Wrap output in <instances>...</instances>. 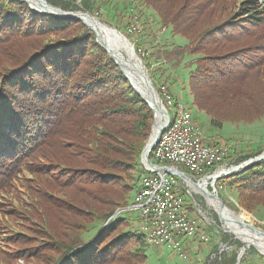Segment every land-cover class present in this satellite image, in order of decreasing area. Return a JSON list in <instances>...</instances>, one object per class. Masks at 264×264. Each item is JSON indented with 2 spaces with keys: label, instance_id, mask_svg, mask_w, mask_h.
<instances>
[{
  "label": "trees",
  "instance_id": "1",
  "mask_svg": "<svg viewBox=\"0 0 264 264\" xmlns=\"http://www.w3.org/2000/svg\"><path fill=\"white\" fill-rule=\"evenodd\" d=\"M46 1L97 15L136 51L148 49L155 86L173 92L169 80L188 71V91L211 125L264 120V0ZM156 27L183 42L158 41ZM153 123V110L81 20L0 0V264H146L147 236L123 213L105 226L135 203ZM237 147L229 158L248 148ZM263 153L260 141L240 160ZM231 171L219 196L263 222L264 161ZM230 237L217 238L229 249L207 264L238 263L247 245ZM239 264H264V256L250 248Z\"/></svg>",
  "mask_w": 264,
  "mask_h": 264
},
{
  "label": "built area",
  "instance_id": "2",
  "mask_svg": "<svg viewBox=\"0 0 264 264\" xmlns=\"http://www.w3.org/2000/svg\"><path fill=\"white\" fill-rule=\"evenodd\" d=\"M168 89V85H161L159 90L157 89L165 108ZM177 106L182 108V118H177V125L171 132V137H163V132L160 136V140H163L160 158H170V161L175 162V169L146 168V170H154V177L141 180L142 187L136 194L135 204L129 210L140 212L143 233L150 234L152 244L168 243L170 247L177 249L183 258H187L188 252L185 249L187 238L181 240L180 237L200 232L201 226L196 218L185 211L187 202L181 192L180 182L175 179V175L174 178H166V171H179L199 185L209 180L208 188L216 190L215 184L219 182L218 173L239 169L241 165L231 166L230 163H221V155L230 154V147L226 144H216L208 139L206 143L195 144L194 136L201 135L204 129L191 120L190 114L185 112V106L180 100ZM182 181L191 196L193 193H199L189 187L184 180ZM195 206L197 212L201 213L202 206L196 199ZM208 225L214 227V232H217L215 227L219 226L216 222ZM211 235L206 226L201 232V240L209 242ZM218 239L219 253L212 254L210 262L229 249L227 244Z\"/></svg>",
  "mask_w": 264,
  "mask_h": 264
},
{
  "label": "rangeland",
  "instance_id": "3",
  "mask_svg": "<svg viewBox=\"0 0 264 264\" xmlns=\"http://www.w3.org/2000/svg\"><path fill=\"white\" fill-rule=\"evenodd\" d=\"M80 1L81 0H78L77 3H80ZM80 11H83V10H80ZM144 11L147 12V14L150 13V11H146V10H144ZM83 12H86V11H83ZM93 16L97 20L99 19L98 21L102 25L108 27V29H110L111 31H113L112 28H115V26L112 25L111 23L105 22L103 18L101 19L97 15H93ZM122 23L125 24V21H123ZM154 27H155V24H154ZM156 29H157V37L159 39L158 41L167 42V40H169V41H175L177 43L183 42V39L179 36L173 38L169 31H164V30L159 31V27H156ZM113 32L115 34H117L116 36L118 37L117 38V45L120 47V49H119L120 50V56H122L126 62H128V60L129 61L132 60V58H133L132 57V50H131L132 47L129 45V43H127L123 39V36H121V34L119 32H115V31H113ZM122 34H124V33H122ZM130 41H132V43L134 44V46L136 48V41H134L132 39ZM145 49L146 48H142L141 51H136L137 54L139 55V57L142 59V61L144 59L143 57L147 54L146 50H148V49H146V50ZM143 63H144V61H143ZM152 64L156 65L157 64L156 60H153ZM144 65H145V63H144ZM145 67H146V65H145ZM146 69H147V67H146ZM148 73H149V71H148ZM176 75H177V77H179L178 80L170 79L168 82V84L171 85V88L173 90V92H171V91L170 92L173 93L176 96L175 98L180 100L182 105L185 106V112L191 114L192 120L197 121V123L204 128V131L209 129V135H208L209 139L208 140L210 142H217L220 144H226L227 143L232 149L235 148V150H237V148H239V147H237V144L239 146L243 145V146L248 147L246 149V152L243 154L241 153V155L239 157L235 156L236 158H232V157L229 158V161L231 162L230 163L231 166H239V165H242L243 163H245L249 160L248 159L246 161L241 162L240 157L242 155H246L247 153H250V148H251L252 144L256 145V143L262 141V144L264 145V120L258 121V122L252 123V124L225 123V124H223L222 127H217V126L211 125L209 123L208 118L200 110H198V108L195 106L194 96L191 95L188 91V81H189L188 71H186L184 69H179L177 71ZM150 77H151V75H150ZM151 80H152V78H151ZM152 82H153V80H152ZM155 83H156V86L154 85L155 88L158 87V89H159L160 83H158V82H155ZM156 90H157V88H156ZM173 94H172V97L174 98ZM174 100H175V101H173L174 108L169 109V111H170L169 125H171L173 123L175 113H177L179 110L177 107L178 100H176V99H174ZM206 136L204 133L205 140L207 139ZM210 137H213V138H210ZM245 144H249V145H245ZM231 156H232V154H231ZM252 158H254V157H252ZM151 161L153 163H158L155 156H154V158L153 157L151 158ZM224 163H228V162L224 161ZM173 168H175V166H173ZM137 172H138V175L141 176L142 178H146V177L154 175L152 172L146 170L145 167L143 166V164H141V166L139 167ZM187 173L190 174L189 172H187ZM166 176L168 178H174L173 174L167 173ZM175 179L180 182L181 190H182L181 192L183 194V197L185 198V201L187 202V210H185V211L190 216L196 218L199 221L200 226H201L200 232H198L196 234L193 233V234L187 235L185 237H182V236L180 237L181 240H184L185 238H187V240L185 241V249L188 252L187 258H183L181 256V254L179 253V251L173 247H170L168 245V243H165L162 245H155V244H152L151 242L150 243L148 242L147 248H146V254L148 256V259H147L146 264H207L208 259L209 258L211 259L210 256H212L211 255L213 252L212 248L214 249L215 246L217 245V238H220V236H223V234H225V233L232 236V237H230L232 239V241L238 240L239 238L236 237L235 235H233L231 232H228L229 231L228 228L221 221H220L221 222L220 224H217L219 227H215L217 232L215 233L216 237L214 236V238H213V236H212L213 234L211 231L214 229V227L209 226L208 223L216 222V216L215 215H217V212L212 207V203H211L210 199L206 200L199 193H196V194L193 193V196H191L187 192L186 186L184 185V182L180 178H178L177 176L175 177ZM225 182H226V178L219 181L218 182L219 184L218 183L215 184V188H216L217 193L219 192L222 184H224ZM141 187H142V182H138V187L136 189V192H138L141 189ZM221 194L223 196L228 195L230 197V192L227 189H224V191H222ZM195 199L202 206L201 213L197 212V208L195 206ZM239 211L240 212H237L238 214L247 213L248 215L251 216V224H254L257 227H259L260 225H264V221L262 222L261 219L258 218L256 215L249 213L248 211H246L242 208H241V210L239 208ZM243 211H245V212H243ZM122 213L123 214H121V215H123L125 219L129 220L130 224L133 226V229L138 230L140 233L143 232L142 226H141V219L139 218L140 217L139 211L127 210V212L123 211ZM260 215H262L264 217V211L261 210ZM262 219H264V218H262ZM206 226H208V232L212 234L209 242H204L201 240V232L204 230V227H206ZM238 241H240V240H238ZM243 244H244V242H243ZM244 247H245V245H244ZM250 248L256 249L255 247H249L246 249V251L249 250ZM257 252L259 254H261L258 250H257ZM262 256H264V255H262ZM20 264H22V262H20Z\"/></svg>",
  "mask_w": 264,
  "mask_h": 264
},
{
  "label": "water",
  "instance_id": "4",
  "mask_svg": "<svg viewBox=\"0 0 264 264\" xmlns=\"http://www.w3.org/2000/svg\"><path fill=\"white\" fill-rule=\"evenodd\" d=\"M18 1L28 3L30 5V7L37 13H44V14L51 15L53 17L61 18V19L81 20L87 26L88 29L94 31L96 38H97V42L108 53L109 58L112 59L116 63V65L119 66V68L122 71V73L124 74L125 78L131 83L133 89L141 96V98L153 110L154 123L152 126L151 135H150L148 142H147L146 146L144 147V150L142 153L141 164H143L145 169L148 167H153L155 170H162L163 169L162 167H157L151 162L150 156H151L153 149L157 145L163 130L165 129V127L169 121V116H168L166 108L163 105L162 99H161L159 93L157 92V90H156V88H155V86L151 80V77L148 73V70L146 69L142 59L137 54L136 48H135L134 44L132 43V41H130L128 39V37L125 36L124 34H122L118 29L111 27L113 29V31L119 32L121 34V36H123V39L127 43H129V45L132 47L131 50H132V57L133 58L130 61L128 60V65H126L127 67L124 68L122 63H120L118 57L114 53L112 54V51L107 48L106 43L104 41H102V39L99 37L96 30L94 28L90 27L85 22L84 18L82 17L83 15H88V16H91L92 18H94V16L91 15L90 13L83 12V11H63L60 8H57V7L49 4L46 0H18ZM128 70H129V72H128ZM131 72H133L134 75L136 76L135 79H133V74ZM133 80H135L137 82V84L140 86L141 89L136 86V84L134 83ZM160 113L163 115V119H161V121L159 120L160 121L159 122L158 121V114H160ZM157 125H160V126H159V129H158L156 136L153 138L155 128ZM262 161H264V153L259 155V156L254 157V158H251L247 162L243 163L239 168L240 171H238L237 173L243 172L245 169L249 168L250 166L258 164ZM171 173L173 175L177 176L178 178H180L181 180H184L189 187L192 188L191 184L198 187L200 189V192H199L200 195H202L205 199H206V195L210 198L215 199L218 206H219V210L218 211L215 210V211L217 212L219 220L222 223H224L225 225H227L228 223H231V220L228 217H226L225 211H229V212L238 214L237 212H235L232 209H230L229 207H227V205L225 204L223 199L219 196V194L216 192V190L208 189L209 180H206L201 185H199V184L193 182L191 178L187 177L185 174H183L179 171L171 172ZM235 173L236 172H231L227 176H231ZM129 209H130V207L117 210L116 213L114 214V216L106 224L105 228L108 227V224L110 223V221H112L116 216L121 214L123 211H127ZM240 210H241V208H240ZM243 212H245V211H243ZM239 225L249 227L252 230H254L255 232L264 235V229L257 227L254 224H249V223H242L241 224L240 223ZM228 232H230V231H228ZM245 252H246V248L243 247L240 250V254L238 257V263L237 264L240 263L241 258L243 257ZM262 255H264V254H262Z\"/></svg>",
  "mask_w": 264,
  "mask_h": 264
},
{
  "label": "bare ground",
  "instance_id": "5",
  "mask_svg": "<svg viewBox=\"0 0 264 264\" xmlns=\"http://www.w3.org/2000/svg\"><path fill=\"white\" fill-rule=\"evenodd\" d=\"M82 17L84 18L85 22L90 27H92L96 30V32L98 33V35L102 39V41H104L106 43L107 48L112 51V54L114 53L118 57L120 63H122L123 67L126 68L127 67L126 65H128V62H126L124 60V58L122 56H120V50H119L120 47L117 45V38H118L116 36L117 34H115L113 31L108 29V27L102 25L96 18H92L91 16H88V15H83ZM128 72H129V70H128ZM131 73L133 74V79H135L136 76L134 75L133 72H131ZM133 81L136 84V86L138 88H140V86L137 84V82L135 80H133ZM173 101H175V100L172 97V93L170 92V89H168L167 90V99H166V109H167V113L169 114V117H170L169 109L174 108ZM178 109H179L178 112L175 113L173 123L171 125H169V121H168L165 129L163 130V137H171V132L174 131V127L177 125V118H182V108L178 107ZM190 117H191V114H190ZM161 119H163V115L160 113V114H158V121L159 120L161 121ZM191 120H192V117H191ZM159 126L160 125L156 126L153 138L156 136L158 129H159ZM194 143L195 144L206 143V140L204 137V132H201V135L194 136ZM161 151H163V140L159 139L157 145L155 146V148L152 151L154 153V156L157 159L158 163H153L152 161L151 162L157 167H162L164 170L175 169V168H173V166H175V162L170 161V158H160ZM226 158H229V155H221V163H224ZM149 168L154 169L153 167H149ZM148 171H150L154 174V170H148ZM171 172H174V171H166V174L167 173L172 174ZM231 172H233V171L218 173V180L221 181L224 178L228 177L227 175ZM149 177H154V175L149 176ZM146 178H148V177H146ZM166 178H168V177L166 176ZM142 179H145V178H142ZM191 186L196 192H200V189L198 187H196L192 184H191ZM206 199H210V201L212 203V207L217 211L219 210V206H218L215 199L210 198L207 195H206ZM135 201H136V198H135ZM225 215H226V217H228L231 220V223H228L226 225L228 230L232 234H234L236 237L241 239L247 245V248L256 247L259 250V252L264 254V235L255 232L254 230H252L249 227L239 225L240 223L241 224L242 223L251 224V216L248 215L247 213L235 214V213H232L229 211H225ZM144 234L147 236V241L150 243V234H148V233H144Z\"/></svg>",
  "mask_w": 264,
  "mask_h": 264
}]
</instances>
